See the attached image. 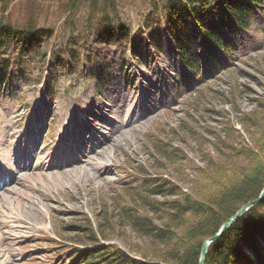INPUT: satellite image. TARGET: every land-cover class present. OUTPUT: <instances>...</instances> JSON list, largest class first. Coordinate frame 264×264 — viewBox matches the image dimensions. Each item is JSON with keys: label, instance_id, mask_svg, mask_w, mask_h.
<instances>
[{"label": "rangeland", "instance_id": "1", "mask_svg": "<svg viewBox=\"0 0 264 264\" xmlns=\"http://www.w3.org/2000/svg\"><path fill=\"white\" fill-rule=\"evenodd\" d=\"M16 4L10 6L8 18L21 25L23 15L20 4ZM44 5L51 12L44 10L47 19L39 25L44 30H56L63 15L53 14L54 2ZM85 17L84 12L78 14L75 35L65 31L50 40L46 36L30 39L35 52L21 55L17 36L14 44L0 53V153L18 157L14 169L18 178L31 175V169L37 172L36 157L43 153L53 158L61 150L62 155L72 151L73 160L80 153L91 155L101 146L91 158L96 155L105 160L102 163L109 162L110 171L105 179L91 180L75 177L74 171L79 174V170H72L73 174L66 178L48 180L49 185L37 184L38 190L36 186L34 189L47 195H35L39 200L31 198L28 202L24 201L28 195L22 197L25 216L32 225L8 224L12 227L8 231L12 242L10 246L0 244V264H9L11 259L13 264H70L69 250L60 251L56 238L73 244L87 224L95 232L105 212L122 207L124 204L116 196L118 187L128 184L130 175H134L131 165L161 175L183 194H211L215 179H210L209 174L219 168L223 171L218 175L234 183L238 177L229 172L245 170L249 164L248 159L236 157L241 148H251L252 140L257 138L253 122L264 126V110L259 108L264 103V0L250 15L246 28H237L235 33L220 29L223 45L211 52L204 49L207 43L203 25L198 22L200 16L184 21L175 36L167 14L152 15L150 10L142 11L138 3L122 0L111 37L98 25L85 30ZM122 27L127 28L128 38ZM123 101L127 105L132 102V107L126 108L114 124ZM78 106H85L88 113L96 116L82 114L79 123L60 131L59 127L68 120L62 115ZM106 111L109 113L102 115ZM140 113L144 116L139 117ZM85 123L99 124L104 130L119 128L121 132L113 137L118 144L103 148V137ZM59 134L66 136L63 148L58 147V138L60 143L63 140ZM159 139L179 150L182 160L174 165L164 161L160 166L156 160L163 155L157 154L152 144ZM100 170L97 175L103 177L106 171ZM135 185L141 186L142 181ZM150 199L168 202L180 198L154 195ZM129 201L141 210L140 214L152 216L136 198ZM39 204L42 212L38 213ZM3 210L0 209L1 216L13 215ZM108 214L115 222L116 214ZM106 234L107 241L99 240L95 247L115 246L137 258L141 253L157 251L130 230ZM241 248L254 260L251 250Z\"/></svg>", "mask_w": 264, "mask_h": 264}, {"label": "trees", "instance_id": "2", "mask_svg": "<svg viewBox=\"0 0 264 264\" xmlns=\"http://www.w3.org/2000/svg\"><path fill=\"white\" fill-rule=\"evenodd\" d=\"M49 1L56 4L53 14L59 12L63 15L57 31L51 27L44 30L43 26L39 25L47 19L43 14L44 10L51 12V9L44 5ZM130 1L138 3L142 11L150 10L152 15L166 13L169 16V27L175 36L177 29L185 20L200 16L198 22L203 25L201 26L204 29V40L210 41L211 48L223 43L220 29L235 33L237 28H246L250 14L260 2V0ZM16 2L20 4L23 15L21 25L16 21L12 23L8 18L10 6L17 5ZM121 3L122 0H0V53L13 45V38L17 36L20 38L18 44L21 45L20 53L25 54L35 52L30 39L46 36L50 40L54 35L60 36V33L65 31L75 35L78 31L76 19L80 12L86 15L85 30L98 25L110 37L118 24ZM121 30L129 36L126 27H122ZM259 108L264 110V103ZM252 126H255L254 130L257 133V138L252 140L253 146L241 148L236 157L248 159V166L241 171L229 170V175L235 176L236 173L238 177L232 184L229 179L227 181L218 175V172L223 171L221 168L209 174L210 179H215L211 194L180 193L175 184L161 175L157 176L144 168H134L131 165L134 175H130L128 184L118 187L120 190L116 196L120 204L124 205L117 207L118 209L108 210L116 214V221L111 220L107 211L95 232L90 228V224H87L84 233L72 242L85 246V243H90L94 248L84 251L72 250L69 255L72 264H198L203 243L213 237L242 206L255 200L264 187V126L258 125V122H253ZM192 132L196 135L194 130ZM209 133L213 135L212 132ZM151 138H148L149 142ZM152 144L157 154L163 155L158 157L159 161L156 160L161 163L160 166L164 161L174 165L183 158L179 150L163 144L161 139L153 141ZM138 181H142L141 186L135 185ZM154 195L180 199L158 202L150 199ZM125 196L128 197L127 201L123 198ZM130 198H136L143 205V210L145 208L152 216L140 214L141 210L129 201ZM155 220L161 224H156ZM120 229L130 230L139 238L147 240L157 251L145 250L147 252H139L142 254L138 255L139 258L135 256L132 258L115 246L95 247L99 240L107 241L109 236L106 232L117 234ZM242 246L253 252L257 264H264V201L249 209L218 241L209 246L204 264H254L241 250Z\"/></svg>", "mask_w": 264, "mask_h": 264}, {"label": "bare ground", "instance_id": "3", "mask_svg": "<svg viewBox=\"0 0 264 264\" xmlns=\"http://www.w3.org/2000/svg\"><path fill=\"white\" fill-rule=\"evenodd\" d=\"M118 96L119 95H112V98H117ZM148 104H149V102H148ZM148 104L145 105V108L148 107ZM85 106L84 107L78 106L72 110H69L65 114H63L62 115L63 119L68 118V120H67V122L63 123L59 127V130L64 131V130H66V128L69 125L79 123L82 114L83 115L88 114L90 117L96 116L94 113H88ZM131 107H132V102L127 105L126 102L123 101L122 107L119 110L117 109V111L115 113L117 119H115L113 121V123L114 124L118 123V120H119L118 117H120L121 115L124 114V110L126 108H131ZM108 113H109V111L102 112V115H106ZM138 116L143 117L144 114L140 113V115H138ZM85 125H88L90 128H93L99 134V136L103 137V141H104L103 148L108 147L109 144L110 145L113 144L112 146L116 145L118 139L113 140V137L116 135V133L119 134L121 132V130L119 128L118 129L117 128L112 129V130L108 128V129L104 130L103 127L100 126L99 124L96 125V124L92 123L89 125V123H85ZM109 130H111V131H109ZM104 131L107 132V135H105L103 133ZM62 138H63L62 142L58 143V147H60V148L65 147L67 144L66 136L64 134H62ZM71 138H73V136H71ZM71 138L69 139L70 141H72ZM81 143L85 144L84 142H81ZM100 148H101V146L98 147V150L97 149L94 150V152L91 155L96 154V152H98ZM92 149L93 148H90V151ZM63 151L64 150H61L60 153H58V154H61V152H63ZM58 154L54 158L50 157V155L46 156L44 153L41 154L40 156L36 157L37 161H38V168H39L37 170V172H34L31 169L32 173L29 176H22L21 172H20L21 176L18 178H17V174L14 172V169L17 168V163H18L17 158L18 157L16 159H13V157L9 154H1L0 155V163L4 164L3 166H0V178L2 179V181L0 182V209L4 208V210H3L4 212H7L10 210V212H11L10 215L13 214V215L8 216V217H4V216L0 215V236H1L0 237V244L5 242V243H8V245L10 246V243L12 242V238H10L8 235V231L10 230V228H12L11 226H8L9 223H19V224H23V225L26 224L27 225L28 222H32L30 219L26 218L27 216H25V214H27L25 211L26 208L21 203V199L23 196H26V195H28V196H27L26 200L24 199V201H27V202H28V199L31 200V198H33L35 201L39 200V199L34 198L35 195L40 196V198H44L45 195H47V194H42V193L40 194L39 191L37 192V190H38L37 184L47 183V182H49L48 180H51V179H55V181H58L60 178H66V176L68 174H70V173L73 174L72 170H79V174L74 171L75 177L76 176L87 177V178L90 177L91 180L92 179H98V180L105 179L106 176L108 175L109 171H110V165L108 164L109 162H107L108 165L106 163H102L105 160H102L100 156H98V158H96L95 157L96 155H95L94 156L95 159H93L94 157L92 156L93 158H91V155H89V154H81L80 153L79 156H77L78 158L76 157L75 159L71 160L72 151H70L69 153H67L68 155L64 154V156L60 157L61 161L59 163L56 162V164H54L53 162L57 161ZM11 160H13V165L11 163ZM46 160H49V161L46 162ZM44 163L47 165L46 167H43ZM5 165H6V167H5ZM10 165H12L13 168H11L12 166H10ZM99 170L101 173H102V170H105L106 174L103 177H100L101 175H97L99 173ZM44 173H47V174H44ZM21 177H22V179L20 180L19 178H21ZM43 179L46 182H42ZM11 184H13V187H11ZM35 186H36L37 190L34 189ZM18 188L22 192L15 190ZM5 192H7L8 194L5 195L4 194ZM29 195L31 197H29ZM20 203L22 204V206L20 205ZM36 204H37V202H36ZM41 206L42 205L39 204L37 207L38 213H39V211L42 212ZM38 213L35 215H32V217H33L32 220L36 219L35 216L38 215ZM7 215H8V213H7ZM8 253H9L8 250H6L5 255H7ZM12 258H13V256H12ZM1 261H3V259ZM5 264H8V261H6ZM9 264H13V259H11V262L9 261Z\"/></svg>", "mask_w": 264, "mask_h": 264}, {"label": "water", "instance_id": "4", "mask_svg": "<svg viewBox=\"0 0 264 264\" xmlns=\"http://www.w3.org/2000/svg\"><path fill=\"white\" fill-rule=\"evenodd\" d=\"M264 201V187L262 188V190L260 191L258 197L251 201L248 202L247 204H245L244 206H242L236 213L235 215H233L232 217H230L218 230V232L211 238L207 239L201 248V252H200V257H199V261L198 264H204L205 259H206V255H207V251L209 246L213 243L216 242L218 239H220V237L223 235V233L229 229V227L235 223V221H237L241 216H243L250 208L254 207V206H258L260 203H262Z\"/></svg>", "mask_w": 264, "mask_h": 264}]
</instances>
